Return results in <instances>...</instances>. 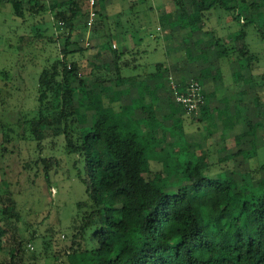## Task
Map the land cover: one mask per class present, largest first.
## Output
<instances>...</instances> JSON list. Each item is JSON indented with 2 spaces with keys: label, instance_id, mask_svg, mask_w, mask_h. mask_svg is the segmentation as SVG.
I'll list each match as a JSON object with an SVG mask.
<instances>
[{
  "label": "trees",
  "instance_id": "obj_1",
  "mask_svg": "<svg viewBox=\"0 0 264 264\" xmlns=\"http://www.w3.org/2000/svg\"><path fill=\"white\" fill-rule=\"evenodd\" d=\"M10 3L14 16L23 22L27 17L37 20L50 14L68 30L60 57L39 75L37 108L25 124L26 134L39 145L63 137L67 153L86 157L85 172L80 178L86 187L87 200L78 204L80 224L73 237L86 241L89 236L92 247L83 250L80 244L72 246L69 264H264V162L257 169L262 174L260 179L238 169L244 160L259 159L260 149L264 150L257 133L264 127V121L253 122L239 111L241 105L250 110V105L264 106L261 94L256 92L258 78L264 80V74L255 72L260 59L245 42L248 27L258 20L264 22V0H174V13L162 17L160 24L172 30L174 37L183 30H189V35L174 45L172 63L156 64V71L146 80L166 83L172 73L181 89L193 81L202 87L210 82L218 87L211 92L203 91L204 104L196 120L205 130L194 133L192 141L183 142L176 135L168 143V132L162 130L165 123L155 115L154 104L139 108L137 119H128L125 126L115 120L110 107L103 106L101 95L110 97L112 87L105 83L124 87L121 91L124 94L134 90L137 81L135 76H122L121 57L110 42L107 44L115 55L114 65L106 64L101 71H93L95 77L90 84L82 78L80 63L70 60V54L83 51L78 42L72 41L76 21L86 14L80 0H10ZM214 22L217 25L213 28L210 24ZM232 22H237L240 29H233ZM219 30L227 31L219 36ZM259 35L264 38V30ZM49 42L56 43L54 38ZM240 42L244 43L238 46ZM72 45L77 49L71 50ZM179 45L184 50L179 60L185 64L183 79L177 78ZM225 68L232 73L226 91ZM98 73L103 75L96 76ZM147 81L141 92L149 96L152 87ZM234 84H241L244 89L236 93L233 105L236 112L231 119L228 98ZM153 89L157 94L161 90ZM250 90L255 94L252 100ZM77 94L80 96L76 97ZM110 98V105L121 101ZM161 98L160 92L157 104ZM215 101L221 106H213ZM78 103L95 112L91 128L85 133L75 128ZM129 106L123 104L120 108L127 112ZM262 113L263 110H258L256 116ZM217 122L223 127L220 135L224 145L211 150L207 143L201 142L200 135L207 131L205 139L213 137L212 128H218ZM239 124L242 129L232 138L234 151L226 145L227 136L236 132ZM182 142L184 150H179L178 155L188 156L183 161L179 157L172 159L171 152ZM152 156L157 164H164L161 172H153ZM228 162L235 164V169L220 167L219 173H213L214 168ZM35 164L43 165L48 180L49 172L58 163L55 159H41ZM256 181L259 185L254 187ZM20 219L12 193L0 195V264H42L37 257H26L28 241L15 227ZM6 246L10 247L8 260L1 257Z\"/></svg>",
  "mask_w": 264,
  "mask_h": 264
},
{
  "label": "rangeland",
  "instance_id": "obj_2",
  "mask_svg": "<svg viewBox=\"0 0 264 264\" xmlns=\"http://www.w3.org/2000/svg\"><path fill=\"white\" fill-rule=\"evenodd\" d=\"M80 3L86 14L82 20L76 21L77 31L75 30L72 41L78 42V47H82L83 51L79 54L72 53L69 58L80 63L84 81L90 84L95 77L92 75L93 71L99 72L98 69L101 71L106 64L114 65L115 55L109 50L107 42H110L112 49H116L121 57L119 67L122 76L137 77L134 90L124 94L121 93L124 87H116L110 82L105 83L112 86L110 97L117 99L123 96L120 102L110 105L111 98L101 95L103 106L110 107L115 120L125 126L128 119L131 121L137 119L139 108L152 103L155 115L159 121L165 123L162 130L168 132L167 143L173 142L176 135L178 139L182 138L183 142L187 139L194 140V133L200 129L205 130V126L196 120L201 110L198 114H192L193 118L176 102L172 88L173 85H177L176 77L171 73L168 81L161 84L146 80L156 71V64L172 63L175 58L172 52L174 45H178L181 39L189 35V30H183L174 37L172 30L169 28L166 30L160 24L163 16L174 13V0H96L94 8L96 16L92 25H88L89 0H80ZM28 6L26 4L25 8ZM223 24L225 22L220 25L224 26ZM210 25L214 28L217 23ZM231 25L233 29H240L237 22H232ZM260 30H264V22L258 20L248 27L245 41L260 59L259 68L255 70L256 75L264 74V38L259 35ZM226 31L219 30L218 35H224ZM67 35L68 30L55 22L50 14L37 20L27 17L23 22L14 16L10 0H0V195L10 192L17 201L21 219L15 222V227L18 234L28 241L26 257L30 259L37 257L38 262L42 264H69L68 255L72 251V246L80 244L83 250L92 247L89 236L86 241L73 237L76 227L80 224L81 211L78 204L87 200L86 187L80 178L85 172L86 157L67 153L63 137L43 141L39 145L26 134L28 125L25 121H29L35 115L37 108L39 75L44 68L60 57ZM50 38H54L56 43H50ZM243 43H238V46ZM179 47L180 51L176 53L177 61L184 54L183 48L180 45ZM70 49H77V46L72 45ZM179 69L180 75H177V78H185L184 62L179 61ZM230 72L229 68H225L223 83L225 91L231 82ZM101 75L103 74L98 73L96 76ZM144 81L152 87L150 89L152 95L148 96L141 92L147 86L143 84ZM258 81L260 83L256 92L261 94V102L264 104V80L258 78ZM157 86L161 89L158 94L153 89ZM177 87L179 91L183 90L178 85ZM215 88L218 87L210 82L203 87V91L211 92ZM243 89L241 84H234L233 93L228 98L231 119L235 117L236 112L233 107L236 93ZM160 92L162 98L157 104L155 100ZM248 93L249 99L252 100L255 96L254 91L250 90ZM78 96L80 94L76 97ZM123 104L130 105L127 112L120 108ZM81 105L83 104H77L79 112L75 128L85 133L91 128L95 112L92 108ZM218 105L220 104L217 101L213 102V106ZM250 107L251 110L241 105L240 114L245 118L250 117L253 122L264 121V113L256 116L258 110L264 112V106ZM217 123L218 128H212L213 137L206 140L207 131L200 135L201 142L207 143L211 150L224 145L220 135L223 127L221 122ZM243 125L239 124L236 132L227 136L226 145L234 151L236 149L232 138L240 132ZM257 133L259 142L264 144V127H260ZM183 142L171 152L172 159L179 157L180 161H183L188 156L185 153L178 155L179 150H184ZM154 144L152 141L151 146ZM104 156L107 157L105 152ZM213 156L217 161V154ZM41 159H55L58 163L49 172L48 180L43 165L35 164ZM263 162L264 150L260 149L259 159L250 162L244 160L238 169L243 173H252L260 179L262 174L257 173V169ZM150 164L153 172H161L164 165L157 164L155 156H152ZM234 165L232 162L224 163L214 168L213 173H219L220 167L232 169ZM259 182L256 181L254 187H257ZM9 248L5 247L2 259L10 258Z\"/></svg>",
  "mask_w": 264,
  "mask_h": 264
},
{
  "label": "built area",
  "instance_id": "obj_3",
  "mask_svg": "<svg viewBox=\"0 0 264 264\" xmlns=\"http://www.w3.org/2000/svg\"><path fill=\"white\" fill-rule=\"evenodd\" d=\"M89 22L92 25L96 16L95 5L96 0H89ZM175 94L176 102L183 106L185 111L189 114H198L204 104L203 87L197 82H190L182 91H179L177 85L172 86Z\"/></svg>",
  "mask_w": 264,
  "mask_h": 264
},
{
  "label": "crops",
  "instance_id": "obj_4",
  "mask_svg": "<svg viewBox=\"0 0 264 264\" xmlns=\"http://www.w3.org/2000/svg\"><path fill=\"white\" fill-rule=\"evenodd\" d=\"M156 88L159 89V86H157Z\"/></svg>",
  "mask_w": 264,
  "mask_h": 264
}]
</instances>
